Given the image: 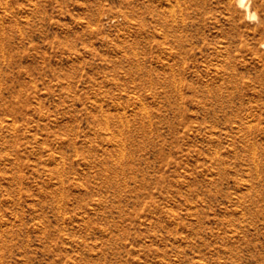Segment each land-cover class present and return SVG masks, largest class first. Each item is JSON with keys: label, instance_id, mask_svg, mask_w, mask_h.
I'll return each instance as SVG.
<instances>
[{"label": "rangeland", "instance_id": "1", "mask_svg": "<svg viewBox=\"0 0 264 264\" xmlns=\"http://www.w3.org/2000/svg\"><path fill=\"white\" fill-rule=\"evenodd\" d=\"M0 0V264H264V0Z\"/></svg>", "mask_w": 264, "mask_h": 264}, {"label": "bare ground", "instance_id": "2", "mask_svg": "<svg viewBox=\"0 0 264 264\" xmlns=\"http://www.w3.org/2000/svg\"><path fill=\"white\" fill-rule=\"evenodd\" d=\"M237 2L239 4V6L245 7L247 9L249 16H255L256 15L255 13H252L249 10V5L247 4V0H237Z\"/></svg>", "mask_w": 264, "mask_h": 264}]
</instances>
